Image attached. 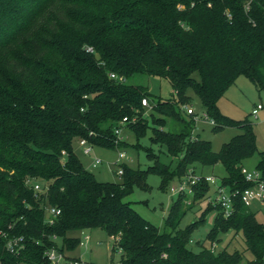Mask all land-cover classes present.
I'll return each instance as SVG.
<instances>
[{
  "label": "trees",
  "instance_id": "obj_1",
  "mask_svg": "<svg viewBox=\"0 0 264 264\" xmlns=\"http://www.w3.org/2000/svg\"><path fill=\"white\" fill-rule=\"evenodd\" d=\"M136 75L167 80L174 95L157 97L130 83ZM240 75L264 89V0H0V264H52L47 250H74L81 239L71 232L97 228L114 237L123 264H260L264 222L239 200L229 218L216 207L208 238L214 244L221 233H242L251 258L239 250L216 252L202 241L194 251L192 235L205 220L180 227L191 207L184 194L173 202L164 232L128 200L135 185L148 188L149 172L161 175L166 189L195 174L196 163H221L223 184L249 186L242 161L257 151L253 125L226 117L218 105ZM190 89L216 132L243 131L218 152L194 136L195 120L183 109L192 104ZM125 116H137L123 125L137 137L153 122L151 142L178 158L175 169L151 147L145 150L155 165L125 167L121 182L100 181L85 168L75 143L125 147L115 134ZM259 167L264 172V152ZM36 183L47 192L36 195ZM193 188L198 200L210 184ZM49 206L61 210L53 223ZM17 236L24 245L12 252L8 239Z\"/></svg>",
  "mask_w": 264,
  "mask_h": 264
},
{
  "label": "rangeland",
  "instance_id": "obj_2",
  "mask_svg": "<svg viewBox=\"0 0 264 264\" xmlns=\"http://www.w3.org/2000/svg\"><path fill=\"white\" fill-rule=\"evenodd\" d=\"M135 85L147 86L150 92L157 97L170 98L174 95L171 84L157 76L136 75L129 80ZM189 96L192 97V106L196 114L201 118L195 124L193 133L195 137H200L211 142L214 151L218 152L224 143L229 142L233 137L241 134L243 131L237 126H225L223 130L216 132L215 124L205 119L206 111L196 93L190 89ZM258 104L264 105V89L258 88L255 83L247 76L240 75L234 83L227 89L225 94L218 102L219 109L223 115L237 122L250 121L253 125L257 151L254 155L242 161V167L248 171L259 169L261 153L264 152V109L260 110L257 116L253 115V110ZM151 111L145 109V117L151 120ZM212 119V118H211ZM210 119V120H211ZM153 122H150V129L146 135L137 137L135 132L128 126L123 127L122 136L126 146L121 148H103L94 146L91 155L84 153L83 147L79 141L75 143V151L80 161L86 169L93 172L95 177L100 181L121 182L122 177L118 174L121 168L147 170L155 165L156 158L149 157L145 148L151 147L153 153L161 163L167 164L170 168L175 169L179 163L178 158L166 155L161 151V147L151 142V128ZM167 129V127L165 128ZM123 151L125 157L119 160V153ZM99 157L103 163L98 167L92 166L94 158ZM195 174L197 177H215L220 181L226 176V170L221 163L216 165L202 166L200 163L195 164ZM188 176H186L187 178ZM185 179V178H184ZM148 188L144 189L138 185L134 186V192L128 197L132 207L152 225L159 227L161 232L166 230V218L173 202L179 197V194H173L171 187L178 186L180 179L175 178L162 188V177L156 172H149L147 175ZM185 201L187 205L191 204L188 213L180 223L181 228L203 218L204 224L200 226L192 235L190 247L198 252L201 250L199 241L204 242L207 248H212L220 252L224 249L232 252L239 250L244 252L247 258H251L250 252L246 251L245 239L242 233L236 234L230 230L219 235V240L212 244L208 238L209 232L214 228L219 209L215 206L217 197V184H210V189L202 199L194 200V194L190 189H186ZM214 202V203H212ZM252 210L255 212L257 219L264 222V207L254 204ZM85 234L90 235V241L80 244L74 250H65V254L71 258L82 259L90 264H123L121 253L114 250L115 239L103 229H86L74 231L70 236H75L85 241ZM57 243L62 246V239L58 238Z\"/></svg>",
  "mask_w": 264,
  "mask_h": 264
},
{
  "label": "built area",
  "instance_id": "obj_3",
  "mask_svg": "<svg viewBox=\"0 0 264 264\" xmlns=\"http://www.w3.org/2000/svg\"><path fill=\"white\" fill-rule=\"evenodd\" d=\"M88 51L93 52L91 47L88 48ZM112 78L117 79L118 76L115 73L111 74ZM143 107L152 108L149 100L144 98L142 100ZM185 113L192 117L195 120V124L201 118L196 114L194 107L191 105H185L183 107ZM264 109L263 104H258L254 110L253 115L257 116L259 111ZM205 119L211 121V123L215 124V120L211 119L208 114H205ZM211 119V120H210ZM137 121V116L129 117L125 116L120 126L115 128V134L118 138L117 141H122V130L123 125L128 123H134ZM79 144L83 147L84 153L87 155H91L93 145L85 138L79 139ZM125 157V153L120 151L119 153V160ZM103 163V160L99 157H95L92 166L94 168L98 167L100 164ZM124 173V169L121 168L118 171V174L121 176ZM242 174L245 177V180L249 183V186L244 189H233L230 185H225L220 181H218L215 177H197L196 174L190 172L188 177L180 181V184L175 187H171L170 191L173 194H186V189L189 188L190 192L194 194L193 185H196L202 181H206L209 184H217V197L215 199V206L219 207L222 211V214L225 218H229L233 215L235 211V201H241L245 206L249 207L252 210V206L254 204H259L264 207V172L260 169L254 171H248L246 168L242 167ZM34 189L36 191V195H40L42 193L47 192L48 186L43 185L41 183H36L34 185ZM212 202V203H214ZM48 214L50 216L49 221L51 223L54 222V217L58 216L61 213V210L56 207H47ZM90 241V235L85 234V241H80V244H85ZM24 245V237L17 236V237H10L8 239V248L10 251H16L22 248ZM215 245L212 247L214 249ZM46 255L48 259L51 261L52 264H90L87 262L82 261V259L78 258H71L66 255L63 251L58 250L56 247H53L46 251ZM260 264H264V257Z\"/></svg>",
  "mask_w": 264,
  "mask_h": 264
}]
</instances>
